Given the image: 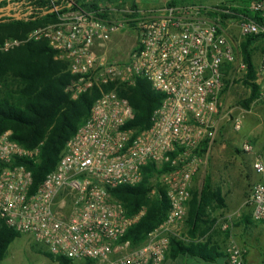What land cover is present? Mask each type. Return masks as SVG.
<instances>
[{
	"label": "built area",
	"instance_id": "obj_1",
	"mask_svg": "<svg viewBox=\"0 0 264 264\" xmlns=\"http://www.w3.org/2000/svg\"><path fill=\"white\" fill-rule=\"evenodd\" d=\"M248 10L264 17V1L252 0ZM101 11L100 6L98 11H72L25 38L0 43L3 54L29 41H47L55 58L66 60L75 77L66 89L73 100L91 89L100 90L56 167L35 190L32 172L21 161H38L43 143L27 149L11 139V131L0 135V220L44 244L52 255L75 263L162 264L172 238L189 239L181 225L188 218L193 179L213 147L226 91L248 73L241 43L264 34V27L244 15L236 19L229 4L165 3L143 12L123 9L124 17L109 7L107 18ZM131 25L137 42L127 62H115L98 51ZM138 78L164 95L150 127L140 132L127 128L135 110L119 89L133 86ZM254 82L264 100V49ZM232 125L240 131L242 118H234ZM251 149L243 145L244 151ZM153 164L157 173L150 196L161 197L162 190L169 210L165 220L133 246L125 236L146 207L128 216L111 190L138 185L143 168ZM253 167L264 173L262 160ZM248 204L253 219L264 222V180L252 185ZM225 252L227 264H250L246 249L235 242Z\"/></svg>",
	"mask_w": 264,
	"mask_h": 264
},
{
	"label": "trees",
	"instance_id": "obj_2",
	"mask_svg": "<svg viewBox=\"0 0 264 264\" xmlns=\"http://www.w3.org/2000/svg\"><path fill=\"white\" fill-rule=\"evenodd\" d=\"M99 1L17 0L29 15L21 19H0V43L10 38H25L33 29L57 22L59 16L72 11H98ZM241 1L249 4L252 0ZM10 3V0H0V8L7 7ZM177 3L178 0L168 2L170 5ZM132 7L137 8L134 0ZM232 12L234 17L244 15L264 27V17L261 14H251L245 8H233ZM261 41H264V34L248 36L241 43L242 58L248 67L242 83L250 90L248 98L241 105L247 109L253 102L260 100V87L254 82L256 67L253 58L255 45ZM74 78L68 71L67 62L55 59V50L47 41H29L8 53L0 54V86L4 89V94L0 96V135L11 131V139L27 149H34L43 143L38 161H21L32 172V190L54 170L66 142L87 119L93 103L100 96V90L94 88L73 100L66 89ZM109 89L110 86L104 87V90ZM119 89L120 94L128 99L135 110L134 119L128 123L127 128L136 132L149 128L151 116L161 105L164 95L154 91L150 82L144 78H138L133 86H121ZM154 173H157L155 165H149L143 168V179L138 185H122L111 190L112 196L123 203L128 216H134L143 206L146 207L145 214L125 236V240H129L133 246L143 242L147 234L165 220L169 210L168 199L161 189V197L150 196ZM225 206L222 191L213 188L211 178L207 175L201 190L192 189L187 218L189 239L183 241L172 238L171 257L183 254L210 261L216 259L218 252H212L214 248H209L206 243L196 242L195 233L202 225L208 224V219H205L208 217V210L222 209ZM20 236V233L0 220V263L9 246ZM48 257L57 264H75L66 257L51 253H48Z\"/></svg>",
	"mask_w": 264,
	"mask_h": 264
},
{
	"label": "rangeland",
	"instance_id": "obj_3",
	"mask_svg": "<svg viewBox=\"0 0 264 264\" xmlns=\"http://www.w3.org/2000/svg\"><path fill=\"white\" fill-rule=\"evenodd\" d=\"M10 2L12 6L11 13L22 14V17H27L29 15V12L25 13L23 11L22 5L18 3L17 0H10ZM146 2L148 1H143L142 10L156 9L159 7L150 8L151 5H147ZM182 2H193L208 6L229 4L232 9L245 8L246 10H248L249 6V4H244L241 0H183ZM98 5L102 7L100 14L103 15L104 18H107L110 14L109 7L119 10L116 14L118 17H124V15H126L121 12V10L126 9L125 0H100ZM128 6L129 9L136 10L132 5ZM235 18L237 19L238 16ZM234 32L237 34V27L234 28ZM136 42L137 34L134 26L131 25L126 30L115 35L105 47L99 48L98 51L100 53H106L110 60L125 63L129 59L130 53L136 45ZM263 49L264 41L257 42L253 58L256 69L259 66L260 53ZM56 60L67 62L64 59ZM243 78L244 76L238 78L234 85L229 88L224 95L219 130L206 164H204L202 170L193 179V190H201L204 179L208 175L211 178L213 188L215 187L214 184L219 183L228 191L230 197H235V195L236 197L238 196L237 198H239V196H248L250 192L252 182L249 178V174L253 178L254 172L248 170L246 167L244 157L248 158L249 155L243 150V145H251L248 132L258 125V121H254L253 114L255 110L256 112L258 111L257 107L264 105V100L261 99L253 102L249 109L241 105V102L248 98L250 94V90L242 83ZM121 86L129 87L128 85ZM3 94L4 89L0 86V96ZM236 117H241L243 120L242 129L240 131L234 130L232 125V121ZM153 181L154 180H152V182ZM152 197L153 196H151V198ZM209 211L211 210H208V212ZM184 225L186 231L187 220L184 222ZM186 233L188 235V230ZM48 253V248L44 244L36 243L28 234H21V236L9 246L7 254L0 264H57V262L48 257Z\"/></svg>",
	"mask_w": 264,
	"mask_h": 264
},
{
	"label": "crops",
	"instance_id": "obj_4",
	"mask_svg": "<svg viewBox=\"0 0 264 264\" xmlns=\"http://www.w3.org/2000/svg\"><path fill=\"white\" fill-rule=\"evenodd\" d=\"M144 0H134L137 11L142 10ZM147 5L151 7L161 6L172 0H146ZM183 0H178V3H183ZM190 1V0H188ZM120 2V1H119ZM122 2V1H121ZM126 7L132 5V1L125 0ZM148 10V9H147ZM258 111H254V121H258V125L250 129L248 137L251 139V151L247 152L249 157H244L248 170L254 172L253 178L249 174L252 185L264 180V173H257L253 167L257 160H262L264 163V105L257 107ZM216 189L222 191V197L225 201V208L213 209L207 213L205 219H208L207 225H202L196 231V242H202L209 245V248H214L212 252H218L219 256L214 260H204L200 257L179 254L176 257H171L170 251L166 260L162 264H227L226 247L230 242H235L246 249L245 259L250 264H264V222L256 221L252 217V209L247 204L248 196L230 197L228 191L219 183L214 184ZM252 188V186H251ZM251 191V189H250ZM238 200V201H237ZM225 224L229 225L227 230L223 229ZM181 232L187 235L189 230L188 224L185 231V225H181ZM188 236V235H187ZM189 238V237H188Z\"/></svg>",
	"mask_w": 264,
	"mask_h": 264
},
{
	"label": "water",
	"instance_id": "obj_5",
	"mask_svg": "<svg viewBox=\"0 0 264 264\" xmlns=\"http://www.w3.org/2000/svg\"><path fill=\"white\" fill-rule=\"evenodd\" d=\"M12 10V6L8 5L7 7L0 8V19L3 17H17L18 19L22 18L20 14H13L10 11Z\"/></svg>",
	"mask_w": 264,
	"mask_h": 264
}]
</instances>
